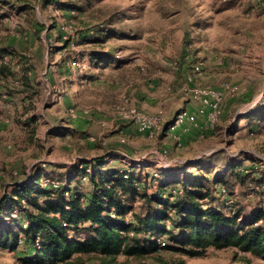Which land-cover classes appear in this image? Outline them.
Segmentation results:
<instances>
[{"label":"rangeland","instance_id":"obj_1","mask_svg":"<svg viewBox=\"0 0 264 264\" xmlns=\"http://www.w3.org/2000/svg\"><path fill=\"white\" fill-rule=\"evenodd\" d=\"M59 1L77 3L83 9L66 11L44 0H0V52L13 47V63L21 59L32 71L30 85L21 87L14 86L9 70L7 79L0 76V197L6 193L4 184L36 166L65 180L69 166L79 157L108 149L151 164L147 168L151 174L158 165L182 161L178 156L191 160L210 156L203 163L220 168L228 160L250 164L243 154L250 153L264 168V124L237 121L240 113L264 104V0ZM67 21L75 32V43L68 47L61 30ZM101 27L124 29L128 34L121 37L115 31L103 46L84 40L86 35H98ZM93 47L112 51L120 62V66L98 70L107 71L101 82L83 76L96 72L85 56ZM76 53L78 65L72 62ZM199 62L202 72L194 75L193 65ZM184 70L200 87L220 88L224 83L235 87L223 102L226 112L214 131L191 128L186 132H197L190 140L182 135L184 131L179 138L165 134L164 129L150 136L139 132L134 123L116 119L112 106L125 97L148 113L161 114L164 121L183 109L184 101H197L184 90ZM4 87L13 91L12 98L3 92ZM144 94L159 97L161 108L145 107ZM29 116L36 122L25 124ZM199 121L206 125V115L199 116ZM58 124L74 127L75 134L53 135ZM159 153L164 164L156 158ZM233 191L248 211L260 194L257 188L253 191L239 184ZM133 204L140 211L142 201ZM14 256L8 250L0 253L5 262H14ZM180 260L185 264H264L262 258L234 248H208L201 257L170 250L118 257L120 264H177Z\"/></svg>","mask_w":264,"mask_h":264},{"label":"trees","instance_id":"obj_2","mask_svg":"<svg viewBox=\"0 0 264 264\" xmlns=\"http://www.w3.org/2000/svg\"><path fill=\"white\" fill-rule=\"evenodd\" d=\"M44 1L66 11L83 9L70 1ZM115 31L114 27H101L97 28L98 35L83 38L91 45L103 46ZM115 34L126 37L128 33L118 29ZM64 43L69 46L67 40ZM12 48L4 47L0 52V57H8L0 65V76L6 78L9 70L15 87L30 85L32 71L21 59L13 63ZM85 56L90 59L91 69L96 70L93 75L84 73L85 79L97 78L98 70L106 66H120L112 51L104 48L93 47ZM183 73L185 77L188 74L187 70ZM7 87L3 92L12 98L13 91ZM25 119L27 125L36 122L30 116ZM242 119L262 126L264 104L240 113L237 121ZM166 127L165 122V132ZM35 130L36 126L32 128ZM51 132L66 137L74 135L75 128L58 124ZM118 153L108 149L79 157L69 166L60 188L43 184V179L51 175L40 165L4 184L6 193L0 197V253L15 252V259H0V264H120V255L144 257L170 250L201 257L208 248H234L264 260V168L258 165V158L243 153L250 164L228 160L217 168L212 162L203 163L210 156L200 157L158 165L157 172L151 174L147 169L151 164L134 160L127 171L107 166L108 158ZM236 184L259 190L258 201L250 211L239 204L233 191ZM171 186H180L182 193H169ZM221 187H226L232 202L222 195ZM137 199L142 201L138 212L133 204ZM160 238L167 240L166 246H160Z\"/></svg>","mask_w":264,"mask_h":264},{"label":"built area","instance_id":"obj_3","mask_svg":"<svg viewBox=\"0 0 264 264\" xmlns=\"http://www.w3.org/2000/svg\"><path fill=\"white\" fill-rule=\"evenodd\" d=\"M63 39L67 40L69 44L74 45L75 32L74 25L71 21L63 22L61 24ZM78 53L72 57V62L74 65H78L79 62L76 61ZM7 56L0 57V65L6 62ZM175 68H177L175 66ZM203 69V63L199 62L194 65L193 73L194 75L201 74ZM195 77L192 74L186 75V83L184 90L189 92L192 97L200 103L197 113H192L187 108L178 110L171 121L168 122L166 127V132L168 135H174L179 138L181 136L180 131L186 132L191 128H201L202 131L214 130L217 124L220 122L221 115L223 113V102L228 93L235 91V87L231 86L229 83H224L220 88L214 87H200L194 83ZM112 112L114 113L116 119L124 122H132L136 125L139 132L153 136L157 131L164 129L165 121L163 116L159 113H148L142 110L134 100L125 97L120 102L115 103L112 106ZM206 115L207 123L202 125L199 121V115ZM75 115V114H73ZM103 124H105L103 122ZM156 157L159 163L164 164L165 158L162 153L158 154ZM144 162L139 158L131 157L128 153L123 152L121 154V168L123 170H128L131 161ZM126 176V174H125ZM65 180L58 179L56 177H45L43 179V184L45 186H52L60 188L64 185ZM182 188L180 186H171L168 190L171 194L182 193ZM221 193L230 203L233 201V197L228 195L226 187H221ZM166 195V193H164ZM158 243L161 247L166 246L167 240L165 238L158 239ZM39 244V241H36Z\"/></svg>","mask_w":264,"mask_h":264},{"label":"crops","instance_id":"obj_4","mask_svg":"<svg viewBox=\"0 0 264 264\" xmlns=\"http://www.w3.org/2000/svg\"><path fill=\"white\" fill-rule=\"evenodd\" d=\"M107 74V71H99L98 73H97V82H101L100 81V78L101 77H104L105 75ZM144 102H143V105L145 106V107H147L148 109H150V110H157V109H160L161 108V104H162V101H161V99L159 98V97H157V96H154V95H152V94H144ZM149 104V105H148ZM199 106H200V103L199 102H197V101H194V100H192L191 98H189V101H184V103H183V108H187L189 111H191L192 113H197L198 112V109H199ZM178 111V110H177ZM177 111H175L174 113H173V115L167 120V121H165L166 122V124H168V122H170L171 121V119H172V117L174 116V114L177 112ZM225 112H226V110L224 109V111H223V114H222V116H221V119H222V117L225 115ZM204 115V114H203ZM203 115H199V116H203ZM205 116V115H204ZM243 120V119H242ZM135 126V128L137 129V127H136V125H134ZM138 130V129H137ZM194 130V131H193ZM191 132H189V133H187V132H184V133H182V131H180V133H182V135H184V136H187V137H189V140H190V138H192V136L194 135V134H196V130L195 129H193ZM120 151V154L118 153L117 154V156L116 157H113V158H108V162H107V166H115V167H120L121 166V154L124 152V151H121V150H119ZM178 158H183V160L182 161H178V162H176V163H181V162H184V161H188V160H191V159H189V158H187V157H184V156H178ZM192 160H194V159H192ZM149 168V167H148Z\"/></svg>","mask_w":264,"mask_h":264}]
</instances>
